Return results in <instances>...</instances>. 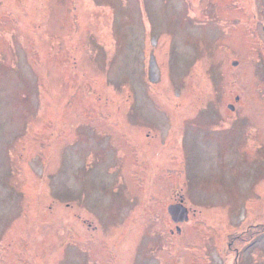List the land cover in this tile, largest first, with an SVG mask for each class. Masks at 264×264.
<instances>
[{
  "label": "rangeland",
  "instance_id": "1",
  "mask_svg": "<svg viewBox=\"0 0 264 264\" xmlns=\"http://www.w3.org/2000/svg\"><path fill=\"white\" fill-rule=\"evenodd\" d=\"M0 264H264V0H0Z\"/></svg>",
  "mask_w": 264,
  "mask_h": 264
},
{
  "label": "water",
  "instance_id": "2",
  "mask_svg": "<svg viewBox=\"0 0 264 264\" xmlns=\"http://www.w3.org/2000/svg\"><path fill=\"white\" fill-rule=\"evenodd\" d=\"M180 206V207H179ZM183 205H172L169 207V212L172 214V217L176 220L177 219V216L176 214L180 213V212H183L182 210H184V214H185V218L188 217V210L186 207H181ZM183 218V217H181ZM184 219V218H183Z\"/></svg>",
  "mask_w": 264,
  "mask_h": 264
}]
</instances>
